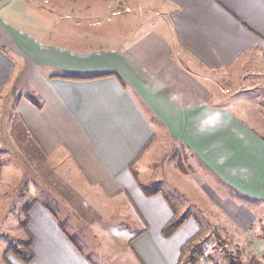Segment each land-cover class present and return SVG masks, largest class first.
I'll list each match as a JSON object with an SVG mask.
<instances>
[{"label": "crops", "instance_id": "obj_1", "mask_svg": "<svg viewBox=\"0 0 264 264\" xmlns=\"http://www.w3.org/2000/svg\"><path fill=\"white\" fill-rule=\"evenodd\" d=\"M123 1L125 8L141 11L136 14L144 20L160 17L158 28L167 30L170 48L146 56L107 44L74 50L0 16V92L35 74L34 88L25 89L44 106L39 109L24 94L17 101L16 119L46 164L52 163L58 189L68 195L67 188L83 201L81 210L90 218L87 225L93 236L91 245L79 246L60 211L43 198L33 200L28 213L34 239L31 264H179L183 245L176 236L182 228L164 237L166 244L159 236L175 207L162 192L147 194L143 186L150 181L138 178L152 167L147 161L138 164L158 136L154 118L175 143L206 162L219 180L248 198L264 201V126L248 128V118L233 106L227 109L225 103L204 100L210 80L213 86H224L230 78L236 85L252 84V90L264 85V0ZM101 4L89 8L71 3L68 8L94 12ZM1 12L11 18V11ZM73 27L79 26L65 25L56 36L64 40L81 32ZM168 55L185 60L196 81L186 77V67L182 83L171 82L168 65L173 60L166 67L154 61ZM103 74L111 76L63 78ZM193 89H204L206 95L195 101ZM134 168L140 169L138 176ZM190 224L195 232L186 237L198 232ZM87 225L80 222L83 229Z\"/></svg>", "mask_w": 264, "mask_h": 264}, {"label": "rangeland", "instance_id": "obj_2", "mask_svg": "<svg viewBox=\"0 0 264 264\" xmlns=\"http://www.w3.org/2000/svg\"><path fill=\"white\" fill-rule=\"evenodd\" d=\"M101 1L0 0V16L11 24L19 25L17 27L27 25L30 30L37 29L46 39L73 46L74 50H85L86 46H94L95 43V48L107 44L106 47L134 50L146 56L145 54H162V50L170 48L171 44L166 38L167 30L158 28L160 17L144 20L143 15L136 14L141 11L125 8L126 3L123 0L116 3ZM98 2L102 3L100 9L91 12L89 8ZM71 3L89 8L78 12L68 8ZM1 11H11L13 20ZM65 25H78L79 27L73 29L81 32L68 35L64 40L59 39L56 32L61 31ZM172 60L169 55L168 58L154 59L160 67H166L167 62ZM187 66L189 65L185 60L174 59L171 65L169 63L172 73L168 77H172L171 82L182 83V73ZM187 69L186 77L196 81L197 78L189 72L190 67ZM28 76L29 81H17L15 85L0 92V264H17L12 255L5 256V253L8 247L18 245L17 240H28V223L27 231L21 223L26 217L24 208L36 199L43 198L47 204L60 211L61 220L72 233L76 244L82 246L84 243V246H89L93 237L91 228L87 225L90 218L81 210L83 201L67 188L65 191L68 195H63L61 189H58L59 180L55 168L50 161L46 164L40 150L34 141L30 142L25 136L22 125L16 119L18 99L24 94L29 95L25 89L28 85L29 88H34L35 74ZM210 81L207 83L209 89L204 100L213 105L225 103L227 109L233 106L237 112L248 118V128L253 126L251 128L258 129L259 126H264V85L252 90V84L236 85L230 78H227L224 86H213L215 82ZM206 92L204 89H193V100H202L199 96L206 95ZM247 99L250 102H245ZM255 103L257 108L253 105ZM153 123L158 136L145 150V157L138 164L144 165L147 161L151 164L146 165L152 167L142 171V177L138 178L149 180L147 187L154 186L169 197L176 209L172 219L177 221L184 215L189 218L187 225L184 226L185 223L179 236H176L177 243L182 245L192 240L182 256L183 264H189L190 249L197 244L202 245L205 254L214 256L219 264L225 263L227 257L237 252L245 264H252L250 261L253 258L264 264V201L248 198L230 184L219 180L215 172L195 152L186 150L183 144L175 143L160 121L154 118ZM40 164H44L45 168L40 170ZM135 169L132 172L139 175L140 169ZM43 174L47 175L46 178ZM64 197L70 198V201L60 199ZM83 217L86 218L83 220ZM80 222L83 226L87 225L86 230L80 226ZM190 222L198 232L195 235L193 233L194 236L186 237L187 232H195L190 227ZM159 236L165 243L163 234ZM31 237L33 238L32 235ZM167 250L172 256L171 249Z\"/></svg>", "mask_w": 264, "mask_h": 264}, {"label": "trees", "instance_id": "obj_3", "mask_svg": "<svg viewBox=\"0 0 264 264\" xmlns=\"http://www.w3.org/2000/svg\"><path fill=\"white\" fill-rule=\"evenodd\" d=\"M106 76H111L110 74H103V75H95V76H90V77H81V76H67V77H63L64 79H69V80H77V81H81V80H92V79H96V78H103ZM29 100L39 109H42L44 104L43 102H41L39 100L38 97H33V96H29L28 97ZM144 191L147 194H154V193H160V189L158 188H154V186L152 187H147L143 186ZM167 197V196H166ZM173 205V203H171ZM30 206L31 204H29L28 206H26L24 208V210L26 211V217L25 220L22 221L21 225L25 228V230L27 231V223H28V213L30 211ZM173 207H175L173 205ZM176 209H173V212H175ZM175 214V213H174ZM176 218V215H175ZM189 220V218H187L185 215L180 218L179 220L176 221V219H172L162 230V234L165 238H169L173 235H175L181 228L182 226ZM28 233V240H17L18 245H14V246H10L8 247V249L6 250L5 256H9L12 255L17 262L23 263V264H31L34 261V253H33V238L31 237V234L29 232ZM72 239V238H71ZM192 242V240H188L182 247H181V256H180V262L179 264H183L182 259L184 256V253L186 251L187 248L190 247V243ZM205 259L206 262H210L212 264H219L215 259L214 256L212 255H206L205 254V250L202 247V245L197 244L195 246H193L190 249L189 255H188V262L189 264H201V260ZM250 263L252 264H261V260L253 258L251 259ZM222 264H245V262L243 261V259H241L240 253H234L231 254L230 257H227L225 259V263Z\"/></svg>", "mask_w": 264, "mask_h": 264}, {"label": "built area", "instance_id": "obj_4", "mask_svg": "<svg viewBox=\"0 0 264 264\" xmlns=\"http://www.w3.org/2000/svg\"><path fill=\"white\" fill-rule=\"evenodd\" d=\"M47 1V0H46ZM206 263V260L205 259H202L201 260V264H205Z\"/></svg>", "mask_w": 264, "mask_h": 264}, {"label": "clouds", "instance_id": "obj_5", "mask_svg": "<svg viewBox=\"0 0 264 264\" xmlns=\"http://www.w3.org/2000/svg\"><path fill=\"white\" fill-rule=\"evenodd\" d=\"M172 99H176V97H172ZM201 131H203V129H201Z\"/></svg>", "mask_w": 264, "mask_h": 264}]
</instances>
